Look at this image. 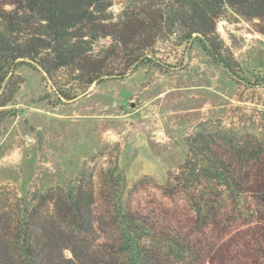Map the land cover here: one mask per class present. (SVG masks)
Masks as SVG:
<instances>
[{
  "label": "rangeland",
  "instance_id": "1",
  "mask_svg": "<svg viewBox=\"0 0 264 264\" xmlns=\"http://www.w3.org/2000/svg\"><path fill=\"white\" fill-rule=\"evenodd\" d=\"M157 3L93 4V16L72 32L97 36L76 69L47 66V75L24 64L3 84L0 220L10 226L51 190L91 188L97 233L90 250L79 249L83 264L112 263L122 224L139 215L190 240L193 254L182 264H264L262 196L219 192L203 178L200 156H189L197 132L264 151V21L227 13L217 24L213 45L236 61L230 72L197 40L140 27L135 20L154 17ZM83 74L102 78L83 93ZM208 190L200 215L195 202ZM42 211L52 212V203ZM68 231L54 230L73 259Z\"/></svg>",
  "mask_w": 264,
  "mask_h": 264
},
{
  "label": "trees",
  "instance_id": "2",
  "mask_svg": "<svg viewBox=\"0 0 264 264\" xmlns=\"http://www.w3.org/2000/svg\"><path fill=\"white\" fill-rule=\"evenodd\" d=\"M158 1L160 9L156 5L152 7L154 17L135 20L140 27L164 31L180 42L197 40L216 63L230 72L236 61L232 56H224L218 45H213L215 39L220 40L217 24L225 20L227 13L264 21V0ZM104 2L0 0V92L17 67L24 64L39 66L47 75L51 74L47 66L53 70L76 69V63L92 51L94 42L91 41H96L97 36L89 41L79 33H72L73 29L87 20V15L93 16L90 11L93 4ZM80 77L86 79L81 87L83 93L102 78L92 74ZM193 154L200 156L206 175L203 178L216 181L219 192L222 191L218 187L238 196L258 192L264 199L262 145L255 148L239 142L223 144L212 134L197 132L190 144L189 156ZM210 194L208 190L195 202L200 215L209 208ZM47 203H52L53 211L43 213L42 208ZM94 203L91 188L85 191L82 187L77 193L51 190L40 195L36 207L30 210L24 207L10 226L5 227L0 220V264H83L79 249L90 250L93 245L90 239L97 233ZM121 214L119 212L120 217ZM126 220L116 240L117 258L110 264H182L188 254H193L190 240L164 220L145 215L128 216ZM59 221L65 227H56ZM66 227L74 245L73 259L64 258L62 251L68 247L62 246L56 235L66 233Z\"/></svg>",
  "mask_w": 264,
  "mask_h": 264
}]
</instances>
